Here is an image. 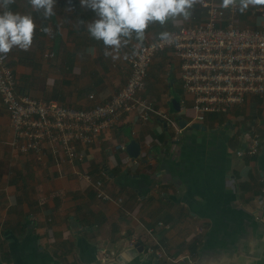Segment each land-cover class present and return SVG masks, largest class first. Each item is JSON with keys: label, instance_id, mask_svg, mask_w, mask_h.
Wrapping results in <instances>:
<instances>
[{"label": "crops", "instance_id": "crops-1", "mask_svg": "<svg viewBox=\"0 0 264 264\" xmlns=\"http://www.w3.org/2000/svg\"><path fill=\"white\" fill-rule=\"evenodd\" d=\"M203 1L221 3L198 0L186 19L150 24L138 46L133 37L113 60L87 33L95 14L79 0H57L56 15L48 19L27 0H15L9 10L31 14L37 25L29 50L8 53L17 92L78 109L104 103L126 84L129 61L142 44L206 21ZM259 7L239 10L237 25L260 28ZM180 66L171 50L159 51L143 92L158 112L187 122L179 141L162 116L154 113L145 122L139 108L92 144H79L86 157L74 166L16 149L0 95V264H155L158 257L147 252L148 232L151 243L157 240L175 258L191 254L194 264H264V95L250 94L228 113H210L199 129L192 128L194 98L182 88ZM255 132L263 137L260 152L238 156ZM131 140L140 144L139 164L119 147ZM102 168L107 191L122 197V205L98 199L75 173ZM101 248L111 251L107 260Z\"/></svg>", "mask_w": 264, "mask_h": 264}, {"label": "built area", "instance_id": "built-area-1", "mask_svg": "<svg viewBox=\"0 0 264 264\" xmlns=\"http://www.w3.org/2000/svg\"><path fill=\"white\" fill-rule=\"evenodd\" d=\"M207 13L203 23L180 27L171 31V43L159 38L142 44L131 57L130 75L126 84L119 88L108 101L87 109L67 106L57 100H40L29 94L17 92V79L8 63V54L0 55V95L7 109L14 138L12 145L20 152H34L41 160L50 155L57 164L75 165L85 160V153L78 145H90L102 132L119 118L141 109V120L147 122L154 113L162 116L172 129L173 140L181 139L183 128L179 121L158 112L152 101L143 95L146 90L150 66L156 54L171 50L180 59L182 88L191 94L194 122H203L210 113H228L236 105L243 104L250 94L264 95V5L259 12L263 18L260 28L240 27L236 23L239 6L223 9L213 1H203ZM46 58L54 57V52H46ZM90 98H94L91 94ZM182 103H185L183 100ZM263 137L255 132L249 143L236 152L238 156H254L260 152ZM126 150L125 144H120ZM135 163L139 161L134 159ZM77 177L84 179L93 189L95 196L104 201L123 204L122 197L111 195L105 186L107 170L96 174L87 170H76ZM262 211L256 219H262ZM163 225V223H160ZM147 252L164 258L163 263L194 264L195 257L185 254L175 258L169 250L148 232ZM136 240L130 243L132 246ZM103 259L111 256V251L100 249Z\"/></svg>", "mask_w": 264, "mask_h": 264}, {"label": "clouds", "instance_id": "clouds-1", "mask_svg": "<svg viewBox=\"0 0 264 264\" xmlns=\"http://www.w3.org/2000/svg\"><path fill=\"white\" fill-rule=\"evenodd\" d=\"M32 10L45 19L56 15L57 0H27ZM198 0H79L83 9L92 11L95 18L86 24L90 38L102 42L103 55L113 60L119 58L122 48L135 37L141 43L146 29L152 23L165 25L170 19L187 18L189 10ZM15 0H0V55L6 56L12 49L27 51L33 43L36 23L31 14L14 13L9 6ZM249 5H264V0H221L219 7L235 8L244 12ZM70 10V9H68ZM84 25V20H79ZM47 32L48 29L44 28ZM163 41L171 43L172 33L159 34Z\"/></svg>", "mask_w": 264, "mask_h": 264}, {"label": "water", "instance_id": "water-1", "mask_svg": "<svg viewBox=\"0 0 264 264\" xmlns=\"http://www.w3.org/2000/svg\"><path fill=\"white\" fill-rule=\"evenodd\" d=\"M175 109H176V111L180 110V108L178 106H175ZM178 121H179V124L181 125L182 128H185L187 126V122L185 120H183L182 118L178 117ZM190 126L192 128L199 129L201 127V123L194 122ZM126 149L129 153V155L131 156V158H133V160L136 158H139L141 156L140 144L136 140H131L128 143ZM138 246H139V244H138ZM138 248H140L142 250L141 246H139ZM156 258H157V256H156ZM155 264H159L158 258L156 259Z\"/></svg>", "mask_w": 264, "mask_h": 264}]
</instances>
